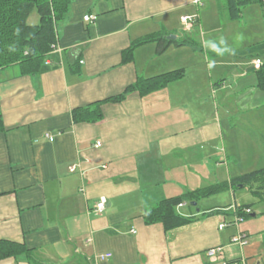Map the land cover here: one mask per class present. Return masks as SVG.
<instances>
[{
  "label": "crops",
  "instance_id": "crops-1",
  "mask_svg": "<svg viewBox=\"0 0 264 264\" xmlns=\"http://www.w3.org/2000/svg\"><path fill=\"white\" fill-rule=\"evenodd\" d=\"M88 14L97 18L87 22ZM186 15L197 16L189 30ZM201 23L192 0H72L47 71H0V240L35 250V263L8 258L0 264H264L259 184L255 193L230 185L208 196L217 198L207 209L184 203L180 212L197 219L169 231L144 219L164 198L251 172L241 169L248 156L252 171L264 168L257 150L264 138V90L253 65L263 55H244L249 62L216 52L208 58L200 48L208 47ZM150 35L172 43L161 54L157 41L141 44L124 62V52ZM179 69L183 78L161 90L104 102L99 121L73 118L74 109L122 94L141 77ZM240 113L252 138L245 143L231 133ZM231 160L241 164L238 171H231ZM245 205L247 216L238 211ZM212 209L219 211L204 215ZM238 216L241 222L219 229ZM241 232L245 246L232 241ZM216 247L221 255L212 261L207 251ZM107 253L112 256L98 259Z\"/></svg>",
  "mask_w": 264,
  "mask_h": 264
},
{
  "label": "trees",
  "instance_id": "trees-1",
  "mask_svg": "<svg viewBox=\"0 0 264 264\" xmlns=\"http://www.w3.org/2000/svg\"><path fill=\"white\" fill-rule=\"evenodd\" d=\"M227 2L232 19L240 18L242 8L253 3H258L262 12L264 4V0H227ZM71 5L72 0H0V71L13 66L20 67L24 75L30 76H39L47 71L50 68L47 59L51 57L58 46L59 29L70 15ZM34 11L39 14L40 19L37 24H30L29 18ZM152 41H157L159 54L164 53L172 43L164 37L157 38L155 35L144 37L134 42L124 52V62L133 59L136 47ZM263 45L264 43L258 44L241 52L242 55L254 53L263 55V64L255 70L258 87L262 90H264V53L260 52V49ZM184 75L185 70L179 69L149 78L141 77L134 84L128 86L122 94L74 109L73 118L75 122L99 121L103 118L102 104L104 102H121L127 94L137 91L142 96L148 95L163 89L170 82L183 78ZM2 131H5V126L0 109V132ZM239 184H243L245 187L250 186L254 193L255 184L260 185L256 190L264 189V168L233 178L230 183H215L179 196L164 198L155 207L145 212V222L147 224L162 223L167 231L190 224L197 217L181 213L180 206L182 204L186 203L189 209L195 210L198 205L194 206V202L225 191L230 185L238 186ZM246 207L248 205L239 206L238 211H244ZM218 211L212 209L204 212V215ZM34 253L35 250L29 248L25 243L0 240V261L8 258H24L35 263L33 262Z\"/></svg>",
  "mask_w": 264,
  "mask_h": 264
},
{
  "label": "rangeland",
  "instance_id": "rangeland-1",
  "mask_svg": "<svg viewBox=\"0 0 264 264\" xmlns=\"http://www.w3.org/2000/svg\"><path fill=\"white\" fill-rule=\"evenodd\" d=\"M196 8L197 15H199L200 18L202 17L201 24L203 28H205L206 38L208 42L215 41L219 43V41L223 38L226 41L227 45L231 49H234V54L231 52H225L223 55L219 56H228L230 58V61H235V59H245L247 60V62H249L250 57L241 55L240 51L242 52L255 45L264 43V18L261 12V7L258 3H253L243 7L242 16L238 19H232L227 0H205L202 6H196ZM39 19V14L34 11L29 18V23L37 24L39 22ZM200 48L203 49L201 52L207 55L208 58H212L211 53H215L210 49V47L204 48L203 46H201V44ZM211 62H213L212 59ZM234 68L236 69L237 67ZM235 76H237V73H235ZM235 110H237V108H235ZM241 116L242 113L234 117L232 121V123L235 122V124H232L234 131L231 130V133L236 135L241 134V136L243 135L242 141H244L245 143L246 141L252 140V138H249V136L246 134L248 132L246 125L240 124ZM262 133L264 134V124ZM241 136L237 135L238 140H240ZM231 145L232 142H225L224 148L229 151V147ZM254 149L255 147H253V150ZM257 150H259L260 152L259 155L263 154L264 156V138L259 142ZM217 155L219 157L223 156L220 151L217 153ZM247 159L248 160L246 162H243L244 165L241 169H245L247 172H249L254 168H252V162H249V156L247 157ZM229 164L232 172L238 171L239 168L237 166L241 165L238 162H234L232 160ZM197 185L202 184L201 182H199ZM243 189L244 188H237V191ZM246 190L250 192L249 188H247ZM249 196L250 199H255V197H253L254 194L251 193ZM207 198L208 197L200 199L198 202V207L207 209L208 207H210L209 205H212V203H214L212 202V200L215 199L212 198L217 197L213 196L211 199Z\"/></svg>",
  "mask_w": 264,
  "mask_h": 264
},
{
  "label": "built area",
  "instance_id": "built-area-1",
  "mask_svg": "<svg viewBox=\"0 0 264 264\" xmlns=\"http://www.w3.org/2000/svg\"><path fill=\"white\" fill-rule=\"evenodd\" d=\"M205 0H199L198 3H194L197 7H200L203 5ZM262 14H263V17H264V4L262 6ZM97 17L93 14H88L84 17V20L87 21V22H92L96 19ZM197 19V16H189V15H186V16H183L182 17V22L184 24V28L186 30H189L193 24H194V21H196ZM57 48H55L56 50ZM263 64V60L261 58H257L253 61V65L256 69H259L261 67V65ZM50 139L53 140L54 138L50 136ZM101 146V142H97L96 144V147H100ZM76 167L75 166H72L71 167V171H75ZM183 205V204H182ZM181 205V206H182ZM105 208V200L102 199L101 202H99L97 205H96V209L99 213L103 212ZM245 214H250L251 213V210L249 208H246L244 209ZM243 220L242 216H238V218H235L234 222H229V221H224L222 222L220 225H219V229L220 230H223L225 229L226 227L232 225L233 223H239ZM232 241L233 243L235 244H239L240 246H245L249 243V240L247 238V234L246 233H239L238 235L234 236L232 238ZM221 250L222 248L220 247H216V248H211L207 251V255L208 257L214 261V260H217L218 256L221 255ZM112 254L111 253H107V254H104L102 256H100L98 259H107L109 257H111Z\"/></svg>",
  "mask_w": 264,
  "mask_h": 264
},
{
  "label": "clouds",
  "instance_id": "clouds-1",
  "mask_svg": "<svg viewBox=\"0 0 264 264\" xmlns=\"http://www.w3.org/2000/svg\"><path fill=\"white\" fill-rule=\"evenodd\" d=\"M193 3H198L199 0H192ZM206 46L210 47V49L216 52L218 55H223L225 52H231L234 54V49H231L226 41L222 38L219 43L212 41V42H205ZM214 67V62L209 63V68Z\"/></svg>",
  "mask_w": 264,
  "mask_h": 264
},
{
  "label": "water",
  "instance_id": "water-1",
  "mask_svg": "<svg viewBox=\"0 0 264 264\" xmlns=\"http://www.w3.org/2000/svg\"><path fill=\"white\" fill-rule=\"evenodd\" d=\"M168 39H169V40H175V39H176V36H174V35L169 36ZM241 186H242V185H241ZM193 204H194V206H197L198 202H194ZM197 210L199 211L200 209L197 208Z\"/></svg>",
  "mask_w": 264,
  "mask_h": 264
}]
</instances>
